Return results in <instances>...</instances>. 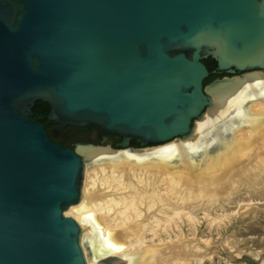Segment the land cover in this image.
Instances as JSON below:
<instances>
[{
    "label": "water",
    "instance_id": "obj_1",
    "mask_svg": "<svg viewBox=\"0 0 264 264\" xmlns=\"http://www.w3.org/2000/svg\"><path fill=\"white\" fill-rule=\"evenodd\" d=\"M210 56L214 72L244 73L221 94L264 72V0H0V264H87L65 211L96 146L52 138L38 100L52 122L120 135L112 150L186 138L221 106Z\"/></svg>",
    "mask_w": 264,
    "mask_h": 264
},
{
    "label": "bare ground",
    "instance_id": "obj_2",
    "mask_svg": "<svg viewBox=\"0 0 264 264\" xmlns=\"http://www.w3.org/2000/svg\"><path fill=\"white\" fill-rule=\"evenodd\" d=\"M256 72L245 75L237 85V96L247 93L255 98L227 120L221 135L207 141L206 130H201L203 123L213 113L212 108L219 110L213 130L217 131L226 116L221 115L237 96L207 109L195 121L191 134L182 138L197 150L195 155L178 154L179 144L145 157L126 151L115 153L110 147L112 151L84 149L88 157L84 158L80 203L71 205L65 215L81 223L80 243L87 264H118L123 260L126 264H204L196 251L198 241L212 246L213 237L206 236L215 231L220 235L238 215L256 213L254 205L231 201L242 186L248 202L264 197V72ZM243 82L246 86L242 87ZM238 171L235 181L233 174ZM215 185L230 187L229 193L223 197L212 194L218 190ZM233 204L246 209L235 212ZM202 223H206L204 229ZM90 235L97 243L94 253L86 241ZM225 243L233 249L238 246V240L230 236ZM185 253H189V260L183 258ZM253 254L258 256V252Z\"/></svg>",
    "mask_w": 264,
    "mask_h": 264
},
{
    "label": "rangeland",
    "instance_id": "obj_3",
    "mask_svg": "<svg viewBox=\"0 0 264 264\" xmlns=\"http://www.w3.org/2000/svg\"><path fill=\"white\" fill-rule=\"evenodd\" d=\"M255 73H257V72H252V73H248V74L254 75ZM217 81H218L217 76H214L207 84V91L211 95H213L218 102H221V105H224L228 99H233L236 95L233 96L234 94H231L232 98H229V97H231L230 94H223V93L221 94V92H218V91H222L223 90L222 88H220V90L215 91L214 88H212V87L217 83ZM241 86L242 87L246 86V82L245 83L243 82V85H241ZM232 89H233V86H232ZM255 91L256 90H254L252 92H254V94H255L256 93ZM254 98H255L254 95L250 96L247 93L240 95V96H237L231 102V104L229 105L226 112H224L221 115L222 117H224L225 115L226 116L223 119L221 118L222 121L220 120L221 123H219L218 130L215 132L213 130L215 127H217L215 125L218 124L217 122L219 121L217 118L218 115L216 113H218L219 110H217L218 112H216V110H214V108H212L213 113L211 115H209L208 119L204 123L202 121H197V124L199 123V125H201V123L204 124L203 127L201 128L202 131L206 130V132H205L206 135L204 136V138H206V140L209 141V139L213 140V137L221 135L223 127H225L224 125L227 124L226 123L227 120L229 118L234 117L237 114H239L240 109L242 108L243 104L247 103V102L249 103V101H252L250 99H254ZM210 136H212V137H210ZM183 139H182V137L181 138L178 137V138L170 140L166 143L149 144L148 146H145V147L132 145L131 148H128V149L115 150L116 151L115 153L126 151L130 155H134V156H138V157H145V156H150L151 154H153V152H155L153 155H156L159 153L160 150L169 151L170 149L173 148V146L176 147L177 144H179L180 145L179 148L181 151L178 154H183L186 156L187 153L188 154L190 153L189 156L195 155L197 150L192 148L190 146V144L186 140H183ZM109 141L110 140H108L105 144H100V145L105 146L104 148H99V147L98 148L99 149H106V150L108 149V150L112 151L109 148L110 145H108ZM186 142L189 145L183 146V144H187ZM74 143H77V150L80 151L78 148V145H81V144H79L80 142L75 141ZM189 147H191V148H189ZM80 153H82L84 155L85 159H86V157H88V156H85L86 155L85 152L80 151ZM238 174H239V171L237 173L233 174V175H236V176H233V177H236L235 181H238V179H239ZM240 186H242V185H240ZM215 188H217L218 190L214 189L212 191V194L219 195V197L220 196L223 197V195L225 196L229 193L227 190L230 187H228L226 189L225 187H220L219 185H215ZM220 189H223V190H220ZM225 190L227 192H225ZM244 191L246 192L245 187H243V186L240 187V189H237L235 191V193L231 196V201L235 202L237 200H241L242 201L241 203L243 206L246 205V204H243L245 202L247 204H251L252 206L254 205L253 207H254L256 213L249 215V216L238 215L236 217V219H234L232 222H230L229 224L226 225L225 229L222 231V233L220 235H218L217 232L215 231L213 233V235L206 236V237H213L214 244L212 246H208V245H206L205 242H203V241L199 242L197 240L198 244L200 245V248H198L196 251H197V253L201 254L202 257L204 258L202 263H204V264H264V197H263V199H255L253 201L248 202L247 199L246 200L244 199V195L245 196L247 195V193H245ZM236 206H237V204H233V207H236ZM245 209L246 208H241V206H239V207H236L234 210H235V212L239 213V211L244 212ZM202 215L203 214H201V216ZM84 223H88V222L85 220ZM205 224L206 223H202L201 228L204 229ZM79 225L81 226V223ZM81 228H82V226H81ZM82 230H83V228H82ZM91 235L88 236L86 241H87V245H88L90 251L92 253H94L97 250V248H96L97 243H94V239H92L93 236L91 237ZM202 235H203V232H201L199 237H201ZM229 236L231 237V240L232 239L238 240V246L235 247L234 249L231 248L229 245H226V243H225L226 238H228ZM188 237H190V236H188ZM191 238H193V237L191 236ZM186 241L189 243L193 242L190 239H188ZM238 247H240L241 249H236ZM255 252H258V256H255L253 254ZM85 257H86V255H85ZM212 257L215 259H213ZM183 258L185 260H189V253H185ZM118 262H119L118 264H120V263L126 264L125 260L118 261Z\"/></svg>",
    "mask_w": 264,
    "mask_h": 264
},
{
    "label": "flooded vegetation",
    "instance_id": "obj_4",
    "mask_svg": "<svg viewBox=\"0 0 264 264\" xmlns=\"http://www.w3.org/2000/svg\"><path fill=\"white\" fill-rule=\"evenodd\" d=\"M211 59L215 60L214 64L217 68L218 62L216 61V59L211 56L206 58L207 62H209L210 64L212 63ZM215 73V76H217L218 81H221L228 77L244 75V73L240 72L234 75L227 74L226 72ZM38 118L39 120L37 118L35 119H37L39 122L43 123L46 126L47 131L52 138H54L56 141L63 144L64 146L69 147L75 151H77V143H74L75 141L80 142L79 144L83 146L94 145L99 148H104L105 146L100 144H105L108 140H110L108 145H110L112 148H117L116 144L122 140V137L120 135H107L103 133L101 129L96 125L91 126L88 130H79L75 126H63L60 123L52 122L49 120V117L47 119L44 118L45 120L42 118V116H39Z\"/></svg>",
    "mask_w": 264,
    "mask_h": 264
},
{
    "label": "trees",
    "instance_id": "obj_5",
    "mask_svg": "<svg viewBox=\"0 0 264 264\" xmlns=\"http://www.w3.org/2000/svg\"><path fill=\"white\" fill-rule=\"evenodd\" d=\"M205 62V64L208 66L209 70H210V76L205 80V86L208 84V82L216 75V73L214 72V70L216 69V65L214 64L213 59H211L212 63L210 64L209 62H207L206 59L203 60ZM51 105L48 102H45L43 100H38L35 104V106L33 107V111H34V116L33 118H37L39 120V116H42V118L47 119L49 117V114L51 112ZM44 119V120H45ZM131 145H137L140 146V144L136 141H132Z\"/></svg>",
    "mask_w": 264,
    "mask_h": 264
}]
</instances>
